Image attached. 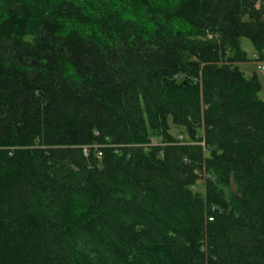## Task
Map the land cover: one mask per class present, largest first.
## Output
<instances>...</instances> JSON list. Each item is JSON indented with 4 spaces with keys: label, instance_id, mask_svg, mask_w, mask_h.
<instances>
[{
    "label": "trees",
    "instance_id": "1",
    "mask_svg": "<svg viewBox=\"0 0 264 264\" xmlns=\"http://www.w3.org/2000/svg\"><path fill=\"white\" fill-rule=\"evenodd\" d=\"M242 39L264 0H0V264H264Z\"/></svg>",
    "mask_w": 264,
    "mask_h": 264
},
{
    "label": "rangeland",
    "instance_id": "2",
    "mask_svg": "<svg viewBox=\"0 0 264 264\" xmlns=\"http://www.w3.org/2000/svg\"><path fill=\"white\" fill-rule=\"evenodd\" d=\"M241 48L244 50V52L246 53L247 59L248 61L245 63H240L238 65V68L241 72H243V74L246 77L251 76L252 74H256L258 76V79L261 83V91L258 94V97L262 100H264V78L261 76L259 69H258V64L257 62L254 61L255 58H257V55L253 49L252 44L246 40V39H242L241 40ZM159 141V139L155 138L152 140L153 143H157ZM202 182H198L197 187L201 188V184Z\"/></svg>",
    "mask_w": 264,
    "mask_h": 264
},
{
    "label": "built area",
    "instance_id": "3",
    "mask_svg": "<svg viewBox=\"0 0 264 264\" xmlns=\"http://www.w3.org/2000/svg\"><path fill=\"white\" fill-rule=\"evenodd\" d=\"M258 69H259L261 76L264 78V61L258 64Z\"/></svg>",
    "mask_w": 264,
    "mask_h": 264
}]
</instances>
